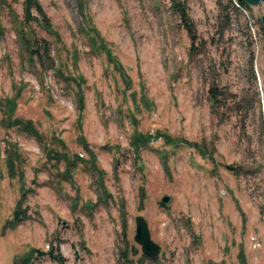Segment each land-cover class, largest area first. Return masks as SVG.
Segmentation results:
<instances>
[{
  "label": "rangeland",
  "instance_id": "obj_1",
  "mask_svg": "<svg viewBox=\"0 0 264 264\" xmlns=\"http://www.w3.org/2000/svg\"><path fill=\"white\" fill-rule=\"evenodd\" d=\"M23 2L0 0V264H264L262 6Z\"/></svg>",
  "mask_w": 264,
  "mask_h": 264
},
{
  "label": "trees",
  "instance_id": "obj_2",
  "mask_svg": "<svg viewBox=\"0 0 264 264\" xmlns=\"http://www.w3.org/2000/svg\"><path fill=\"white\" fill-rule=\"evenodd\" d=\"M235 4L237 5L238 9H242L244 11H247L250 9V7L244 2V0H234ZM232 5V1L228 2V6ZM23 11H24V15L27 21L29 20H34L35 18L32 16V11H35L37 13V15L41 18H43V20H45V14L41 8V6L38 4L37 0H24L23 2ZM178 11L180 12L181 16H182V21L184 23V25L186 26V29L188 30L189 33L190 32V27H189V18L187 16V14L183 11L182 8H178ZM91 32H93V35L98 37L97 31L95 29H92ZM92 36L93 41L96 40L97 37ZM96 42V41H95ZM94 47H96L95 45H93ZM100 48H102V50L105 52V54L107 55L109 61L111 63H113L114 67L117 69L118 64L116 63L115 59L111 56L109 50L100 42V46H98ZM36 51H32L31 54L36 55ZM121 72V76L123 77L125 83L127 85H129V79L128 76H126L122 71ZM211 94V99L216 100L217 96L214 94V91H210ZM5 106L7 109V121L6 123L10 126L13 127H18L20 130H22L23 132H27L31 135H37V131L34 128V124L32 123V121H24L22 119H18V118H13V112L15 110V100L14 99H5ZM2 101H0V107H1ZM132 147L133 149H135V151L138 152V150L141 147H145V144L147 142L146 137H144L142 134H135L132 137ZM164 140L167 144L169 145H175V140L169 136H165L164 135ZM8 167L10 170H13V161L9 160L7 161ZM230 169V168H228ZM13 219L14 221H18L20 219L18 212H14L13 214ZM53 249H51L50 253L48 255L51 256L52 260L54 261H62V259L58 256H53ZM37 252V251H36ZM142 259H147L152 261L149 258H146L144 256H142ZM29 263V257L25 256L23 258H21L20 262L15 263V264H28Z\"/></svg>",
  "mask_w": 264,
  "mask_h": 264
},
{
  "label": "water",
  "instance_id": "obj_3",
  "mask_svg": "<svg viewBox=\"0 0 264 264\" xmlns=\"http://www.w3.org/2000/svg\"><path fill=\"white\" fill-rule=\"evenodd\" d=\"M248 6L261 5L264 10V0H244ZM261 23L264 28V12L261 17ZM172 201V198L168 195H164L160 203L162 205H168ZM134 241L141 247L142 254L149 259H156L159 255V246L151 240L148 225L143 217L138 216L135 219V235Z\"/></svg>",
  "mask_w": 264,
  "mask_h": 264
},
{
  "label": "built area",
  "instance_id": "obj_4",
  "mask_svg": "<svg viewBox=\"0 0 264 264\" xmlns=\"http://www.w3.org/2000/svg\"><path fill=\"white\" fill-rule=\"evenodd\" d=\"M253 247H254V248H256V247H257V245H254Z\"/></svg>",
  "mask_w": 264,
  "mask_h": 264
}]
</instances>
